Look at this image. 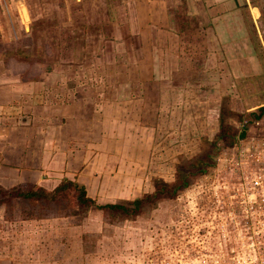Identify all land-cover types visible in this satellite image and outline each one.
Segmentation results:
<instances>
[{
  "label": "rangeland",
  "instance_id": "obj_1",
  "mask_svg": "<svg viewBox=\"0 0 264 264\" xmlns=\"http://www.w3.org/2000/svg\"><path fill=\"white\" fill-rule=\"evenodd\" d=\"M41 1L44 24L36 16L39 23L33 26L34 33L35 29H44L45 34L55 31L57 36L60 33L58 47L63 49L58 51L49 42L52 51H31L27 56L29 62L38 60L42 65L28 66L29 75L33 76L32 72L39 67L48 82L44 89L47 97L46 131L53 130L52 124L49 125L52 111L48 110L52 104L49 98L53 94H62V102L71 101V97L63 98L83 90L110 95L118 82L130 79L129 87L125 88L128 89L126 96H135L145 90L138 82V71L142 70L141 77L147 78L150 69L148 57L140 50L123 51L117 56L114 52L116 46L113 45L114 51L108 46L105 51L94 55L92 62L86 63L85 55L90 53L69 50L73 29L75 32V29L85 27L84 20H79L84 15L80 12L72 18L70 14L74 13V6L67 0L68 4L63 6L65 19L60 13L61 22H57L53 0H30L35 7L36 2ZM236 1L238 4L245 2ZM250 5L260 6L264 13V0H250ZM34 10L39 13L36 8ZM240 10L245 14L244 7ZM260 22L261 34H256L264 44V17ZM247 31L251 35V31ZM12 38V42L0 40L1 45L15 44V36ZM251 40L257 46V40ZM258 58V61L260 58L264 60V48ZM239 67L237 64L234 69L233 65L229 70L240 73ZM252 70L254 75L238 77L230 99L224 90L220 98L205 95L204 99L189 92L187 100H183L185 109H179L181 97L164 93V107L155 117V131L145 130L133 147L137 157H134L136 160L133 158L134 161H150L138 190L140 196L136 198L152 195L159 183L170 187L185 175L187 185L177 194L168 196L169 193L165 192L145 202L137 213L121 214L101 211L92 205L83 206L76 198L77 193L71 189L56 193V198L49 201L30 199L28 207H21L20 203L25 201L18 197L0 192L1 197L5 196L1 202L6 205L10 199L14 203L16 216L22 209L24 212L19 216L33 220L22 229H18V223L13 220L10 223H14L15 228L4 226L9 228L8 233L16 244H0V264H264V114L257 121L249 116L252 113L257 115L264 107V67ZM189 76L194 80L197 74L192 72L186 76L183 73L171 79L163 68L160 78L175 81L177 89L180 87L178 81ZM70 81L72 85L67 86ZM229 82L228 79L227 86ZM154 86L164 91L173 88L166 82ZM213 104L217 105L219 112L223 104L226 111L222 121L217 119L214 106L210 109ZM143 110L144 123L154 124L150 120L152 116L147 117ZM143 120L140 125L146 127ZM224 125L230 128V135L220 139L218 135ZM244 128V138L238 139ZM126 150L130 151L129 148ZM122 158L131 161L129 154ZM201 166L204 173L197 171ZM134 199L125 197L116 203L124 204ZM102 201L104 199L95 200V205L102 206ZM15 221L20 220L15 217ZM6 256L16 260L3 261ZM21 256L24 258L20 259Z\"/></svg>",
  "mask_w": 264,
  "mask_h": 264
},
{
  "label": "crops",
  "instance_id": "obj_2",
  "mask_svg": "<svg viewBox=\"0 0 264 264\" xmlns=\"http://www.w3.org/2000/svg\"><path fill=\"white\" fill-rule=\"evenodd\" d=\"M68 2L74 6L71 17L75 18L81 12L84 17L79 20L85 22L84 28L75 29V32L73 29L69 50L90 53L85 55L86 63L92 62L94 55L105 51L108 46L113 51L116 46L114 52L117 56L123 51L140 50L148 57L150 71L147 78L141 77L142 70L138 71V82L142 85L166 82L173 88L164 91L154 86L158 97L155 105V102H149L145 90L135 96H126L128 89L125 88L129 87L131 79L118 82L110 95L83 90L63 98L71 97V101L62 102V94H53L48 108L52 111L49 125L52 124L53 130L46 131L47 97L44 89L48 82L39 67L32 72L35 76L29 75L28 66L42 65L38 60L29 62L27 56L31 51H52L50 43L57 50H63L58 47L61 34L57 36L55 31L45 34L44 29H35L34 33L33 26L39 23L37 17L44 24L42 1L36 2L35 7L30 0H0V40L12 42V36H15L18 42L6 46L0 43V192L14 189L34 191L37 188L52 192L66 180L82 186L86 196L94 202L104 199L101 205L115 204L125 197L137 199L150 161H134L133 158L137 157L133 147L145 130L155 131L156 123L155 119L154 124L146 125L141 117L142 109L147 117L162 113L164 93L181 97L179 109H185L183 100H187L189 92L204 99L205 95L220 98L224 90L230 99L238 77L254 75L252 69L264 67L263 58L258 61L264 44L256 34H261L259 24L264 13L260 6L252 7L250 0L239 4L236 0ZM53 4L56 7L54 16L58 17L57 22H61L59 14L63 13L65 19L63 6L68 4L67 0H53ZM240 6L245 8V14ZM252 38L257 40V46ZM58 64L62 62L58 61ZM237 64L240 73L229 70L233 65L237 69ZM163 68L171 79H176L174 75L185 73L187 76L192 72L197 77L194 80L191 76L185 77L178 81L180 87L176 89L175 81L160 78ZM72 83L68 82L67 86ZM221 85L225 87L221 88ZM213 106L218 119L219 110L216 104L210 109ZM140 120L146 127L140 125ZM126 154L131 155V161L122 158ZM19 199L25 201L20 203L21 207L30 205L27 199ZM8 203L5 205L0 201V231L6 230L0 234V244L10 246L16 243L8 233L9 228L4 226L15 228L16 225L10 223L13 220L18 223V229H22L33 220L19 216L24 212L22 209L16 216L14 203L10 199ZM15 217L20 221H15ZM26 259L28 261L27 256ZM2 260L16 259L6 256Z\"/></svg>",
  "mask_w": 264,
  "mask_h": 264
},
{
  "label": "trees",
  "instance_id": "obj_3",
  "mask_svg": "<svg viewBox=\"0 0 264 264\" xmlns=\"http://www.w3.org/2000/svg\"><path fill=\"white\" fill-rule=\"evenodd\" d=\"M145 91L147 92V97H149V102L153 105L156 104V101L158 99V97L156 96V91L153 90L154 85L151 83H147L144 85ZM224 106L223 104L220 107V114L218 119L220 121H222V117L224 115ZM226 111V110H225ZM233 112V111H231ZM229 112V113H231ZM234 115H236V113H233ZM264 114V107H261L259 109V113L256 115L254 113H252L251 116L252 120H260L261 116ZM240 117V115H238ZM239 119V118H238ZM150 120H152L154 122L155 120V116H152L150 118ZM146 125H150L149 123H147ZM245 128L242 130L241 134L237 137L238 139H243L245 136ZM230 135V128L229 127H225L221 126L220 128V132L218 135V138L220 139H224L226 136L229 137ZM232 137H234L233 135H231ZM200 173H204V167L201 166V168H199L197 170ZM188 173V172H187ZM186 173V174H187ZM187 181L185 180V175L181 176L180 178L177 179L176 183L170 187H166L165 184L163 183H159L156 186V190L152 195H147L144 196L143 198H137L134 199L131 202L128 203H124V204H120V203H115V204H106V205H102V206H98L95 205V202L93 200H91L90 198H88L86 196V193L84 191V188L82 186H79L73 182H69V181H63L57 188H55L52 192H46L40 188H37L36 190H20V189H14L12 191L6 192V196L7 195H11L13 197H18V198H24L27 200L30 199H38V200H47L49 201L50 199L54 198L56 193H60L61 191H64L66 189H71L74 191V193L76 192V198L79 201L80 204H82L83 206H88V205H92L94 206L96 209L101 210V211H107L109 213H114V212H120L121 214H128V213H132L135 214L138 212V210L140 209V207L145 203V202H150L151 199H156L159 196H161L162 194H165V192L169 193L168 196H172L174 194H177L181 189H183L187 183ZM168 186V185H167ZM5 196L2 195V198H4ZM56 198V197H55Z\"/></svg>",
  "mask_w": 264,
  "mask_h": 264
}]
</instances>
